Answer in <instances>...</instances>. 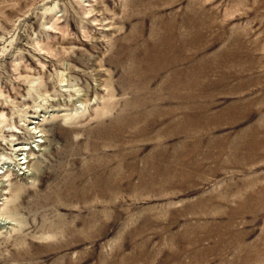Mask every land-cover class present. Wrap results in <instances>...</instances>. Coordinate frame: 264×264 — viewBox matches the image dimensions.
<instances>
[{
	"label": "rangeland",
	"instance_id": "rangeland-1",
	"mask_svg": "<svg viewBox=\"0 0 264 264\" xmlns=\"http://www.w3.org/2000/svg\"><path fill=\"white\" fill-rule=\"evenodd\" d=\"M0 264H264V0H0Z\"/></svg>",
	"mask_w": 264,
	"mask_h": 264
},
{
	"label": "bare ground",
	"instance_id": "bare-ground-1",
	"mask_svg": "<svg viewBox=\"0 0 264 264\" xmlns=\"http://www.w3.org/2000/svg\"><path fill=\"white\" fill-rule=\"evenodd\" d=\"M19 150H23L24 151V149H19ZM71 161L72 160H70V162ZM71 171H73V168H72ZM74 172H75V175L72 172H70V174L72 176L76 177V179L74 178L73 182H69L68 184L66 183V187L64 189H61V190L58 191V193H59L58 195L59 196H57V194L55 195V192H54V197L56 196L55 201H56V205H57L58 208L61 207L64 204L65 201H63V200H72V199L76 200V199H81V198H87V197L90 196V192L87 191L83 195H81V191L79 190V187H81L82 181H84V177L87 176V173H88L87 169L86 168L85 169H80V170L76 169V171H74ZM106 172L107 173L105 175L98 176L99 179H98V183H97L98 184L97 188H100V190L99 189H97V190H99V193L102 196H107L108 195V191L109 190L106 191V190H104V188L105 189H109L110 188V186H109L110 185V179L113 176L112 173L109 172V170H107ZM68 175H69V173H68ZM122 185L123 184L121 183L120 187H122ZM91 189H93V188H91ZM68 196H69V198H67ZM67 224H69V222ZM67 226H68L67 227L68 231L66 230L67 233L73 234V233L77 232L76 223L74 225L72 224L70 226L69 225H67ZM43 228H46V227L44 226ZM51 237H52V235H48V236L44 237V239H49Z\"/></svg>",
	"mask_w": 264,
	"mask_h": 264
}]
</instances>
